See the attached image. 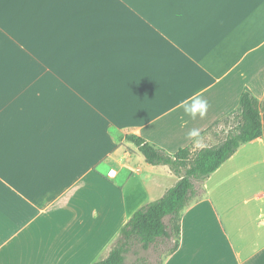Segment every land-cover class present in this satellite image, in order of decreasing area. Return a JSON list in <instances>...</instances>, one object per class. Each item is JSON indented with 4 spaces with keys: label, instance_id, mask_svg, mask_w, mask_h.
<instances>
[{
    "label": "crops",
    "instance_id": "0c3cea01",
    "mask_svg": "<svg viewBox=\"0 0 264 264\" xmlns=\"http://www.w3.org/2000/svg\"><path fill=\"white\" fill-rule=\"evenodd\" d=\"M245 92L264 100V0H0V264L106 258L180 175L127 137L202 148ZM194 185L162 264H264V137Z\"/></svg>",
    "mask_w": 264,
    "mask_h": 264
},
{
    "label": "trees",
    "instance_id": "16d2710c",
    "mask_svg": "<svg viewBox=\"0 0 264 264\" xmlns=\"http://www.w3.org/2000/svg\"><path fill=\"white\" fill-rule=\"evenodd\" d=\"M260 104L251 93H243L238 111L208 130L215 136L224 134L212 146H188L170 155L141 138L127 137L146 163L169 166L180 174L179 179L160 199L137 210L119 231L107 257L93 264H126V256L135 243L147 251L159 242H170L172 247L165 258L173 254L181 239V213L194 195V183H202L241 146L264 137V107Z\"/></svg>",
    "mask_w": 264,
    "mask_h": 264
},
{
    "label": "rangeland",
    "instance_id": "374dc122",
    "mask_svg": "<svg viewBox=\"0 0 264 264\" xmlns=\"http://www.w3.org/2000/svg\"><path fill=\"white\" fill-rule=\"evenodd\" d=\"M260 106L264 107V100L261 102ZM223 136L224 134L215 136L207 133L199 145L212 146L223 138ZM197 187H199V185H197ZM171 247L172 243L170 242H159L154 248L152 247L144 251L138 243H135L132 250L126 256V264H162L165 255Z\"/></svg>",
    "mask_w": 264,
    "mask_h": 264
},
{
    "label": "clouds",
    "instance_id": "9594fccd",
    "mask_svg": "<svg viewBox=\"0 0 264 264\" xmlns=\"http://www.w3.org/2000/svg\"><path fill=\"white\" fill-rule=\"evenodd\" d=\"M200 112L199 115L201 118H203L205 112L207 111V103L205 101H200ZM192 118L195 119L196 118V113L193 112L191 113ZM200 135V132L198 129H192L189 131L188 136L189 138H194V137H198Z\"/></svg>",
    "mask_w": 264,
    "mask_h": 264
},
{
    "label": "built area",
    "instance_id": "2783aa9c",
    "mask_svg": "<svg viewBox=\"0 0 264 264\" xmlns=\"http://www.w3.org/2000/svg\"><path fill=\"white\" fill-rule=\"evenodd\" d=\"M108 175H109L110 177L115 176V170H113V169L109 170Z\"/></svg>",
    "mask_w": 264,
    "mask_h": 264
}]
</instances>
